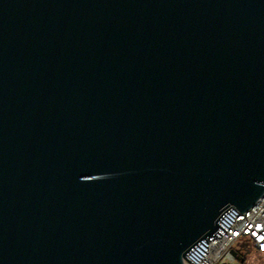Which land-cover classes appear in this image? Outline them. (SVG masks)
Listing matches in <instances>:
<instances>
[{
    "label": "water",
    "instance_id": "95a60500",
    "mask_svg": "<svg viewBox=\"0 0 264 264\" xmlns=\"http://www.w3.org/2000/svg\"><path fill=\"white\" fill-rule=\"evenodd\" d=\"M263 193L264 0H0V264H198Z\"/></svg>",
    "mask_w": 264,
    "mask_h": 264
},
{
    "label": "built area",
    "instance_id": "2783aa9c",
    "mask_svg": "<svg viewBox=\"0 0 264 264\" xmlns=\"http://www.w3.org/2000/svg\"><path fill=\"white\" fill-rule=\"evenodd\" d=\"M184 264L193 263L185 257ZM198 264H264V193L237 214L221 238L211 239L208 253Z\"/></svg>",
    "mask_w": 264,
    "mask_h": 264
}]
</instances>
